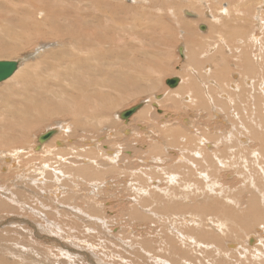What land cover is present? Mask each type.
Returning <instances> with one entry per match:
<instances>
[{
  "label": "rangeland",
  "instance_id": "1",
  "mask_svg": "<svg viewBox=\"0 0 264 264\" xmlns=\"http://www.w3.org/2000/svg\"><path fill=\"white\" fill-rule=\"evenodd\" d=\"M99 1L101 2V0H0V39L2 42L5 43L6 49L8 51V53L6 54H2L0 52V61H6V60L7 61H17V60L23 59L24 56L35 53L37 51V46L38 48L39 47L42 48V45H43V49H41L42 51L39 50V52H37L38 55L37 53H35L36 54L34 57L35 59L33 58L30 61L24 63L22 67L20 68V69H23L28 66L32 70L31 75L34 78V82L36 81H40V83L43 82L40 86H38L41 92L40 90L37 91L34 88L32 89V87L27 89V87H24V84H18L17 81L13 79L14 77H12L8 81L0 83L1 85L0 88H2L0 89V105L2 106L1 108L2 109L3 107L8 108L10 107L9 104H12L13 102H21V101H26V100L32 101L33 99H35L34 100L35 102L38 100V102L41 103L42 105L40 107L41 110L37 109L36 106L32 105L31 115H32L33 122L35 123L37 118L42 113L43 115H46L44 116L45 121L41 125H37V126L33 125L32 127H26L25 129L17 130L14 133V135L9 134V131L7 130L0 131V140H1L0 141V154H1V151L7 152V150H13V149L16 150V147L21 148V149H23V147H26L24 148L25 153H23L22 156L18 155L17 158L14 159V161H11L16 164V167L11 166L12 165L11 162L10 163L5 162L2 158L0 159V179H1L0 180V196H1L0 198H3L6 195H10L11 193H14L13 191H17V190L18 192L24 193L25 190L27 189L26 185L27 186L29 185V181L31 184V179L33 180V182H34V179H38L36 183L34 182L35 189L34 188L32 189L30 187L31 190L26 191L28 196L34 197L33 201L32 202L31 200L28 201L26 205L27 207L30 205V207L28 208L31 209L33 207L31 210L36 211L35 209L40 210L42 208L40 204L44 203L43 205L47 209L50 210L49 212L50 214L48 215V218L54 215V218L50 220H53L58 225H60L59 230L62 231V232L59 231V233H61L59 237L52 235V234H47V233L46 234L49 236H53L54 238L56 237L61 242V245H64L65 247V248L61 247V245L58 247L59 244H57L51 239L46 240L43 238H38L34 234V231H33L34 228L31 227L32 225L31 226L16 225V227L15 225H13V227L12 226L5 227L6 225L4 226L0 225V228H1L0 236L4 235L8 239L7 242L0 243V247L2 248V249L0 248V264H91V263L94 264L95 262H97L96 261L97 257H98L97 260L98 259L100 260H98V263H95V264H99V263L100 264L101 263L102 264H127V263L128 264L129 263L130 264H141L140 262H142V258L144 256L147 258L146 252L142 251V248L144 245L142 244V242L146 241V238H147V236L145 237L146 234L143 235L144 228H145L143 224L140 225L139 223L127 222L125 219H124L125 222L122 224L120 223V225L118 226H116V224H114L115 226L113 224H108L109 226H107V228H109L110 231L113 230L114 228H118V232L120 231L121 235L116 237L118 238V241L112 239L109 235L110 233H108V237H107L106 234L104 233L101 234L97 231L96 228L94 229L92 224L90 225L88 219H86L88 218L87 216H85L83 218V221H81L77 218L71 217L70 215L67 217L63 216L62 215L63 209L61 208H60L61 210L59 208H58L59 210L55 207L53 208L52 206H54V204L50 205L49 200L53 199L52 196H55V193L49 194L51 193V190H53V188L51 189L46 188L45 180H47L48 178H53L58 170L78 171L79 169L81 170L82 167L87 168L88 169L87 173H85L84 170H82V173H84L83 175L79 174L80 176H75V178H72L73 180L72 179L69 181L67 180V183H65L66 185H64V187L66 188V191L68 192L67 193L65 191L63 193L64 196H66L67 198L73 197L75 200V201L74 200L69 201L70 206L72 207L74 206L75 211L76 210L80 211L79 212L80 215L82 214L86 215L87 214L86 209L88 206L87 202H89L88 199H86L87 198L86 195L91 194V191H92L90 184L96 181L104 183L107 180L105 185L104 186L102 185L103 187H102V190H100L99 192L100 195L98 199L94 200V197L90 196L91 204L94 207L92 208L94 209L95 212L99 211L100 214L105 216V218L111 219L112 217L110 216H118L116 218L118 219L120 216H125V214L122 213L123 208L122 209L119 208L118 206L119 203L117 201L119 200V198L120 199L127 198L128 190H123L122 193L120 192V190L123 187H126L124 184L126 180L123 179V176H120L122 175L121 174L122 172L118 173L117 168L115 170L109 168L111 163L108 162L106 159L101 158V157L97 159V157L101 156L102 151L106 152L109 150L112 152L115 151V153H119L117 162L120 166L125 165V164L129 165L126 168L128 173L130 171L134 172V170L135 171L141 170L140 167L144 169L146 168V170L148 171V169L150 168L149 166H152L150 165L152 162L151 159L153 157L162 155V153H160L159 155H156V153L152 156L148 155L150 145H152V141L157 139L159 141H162L165 144H168V143L172 144L173 139H174L177 141V144H179L177 139H180V137L184 138L185 134L187 135L186 137L189 138L190 135L191 136L193 135V134H190V132L197 134L195 137L197 141L201 139H208V136L204 133L205 130L208 131L209 133L212 132L211 130H213V132L220 131V130L223 131L224 128H227V127H223L222 120L225 119L226 121L228 120L231 121L232 119V121H234V118L236 116L234 115V112L236 110L233 104H236L234 103L236 101L233 100V97H231V95L232 93L234 96L238 95L239 90L234 88L233 86L240 85L242 86L243 90L245 89V92H247L248 90L254 91L255 76L251 74L252 77L250 78L249 72H247L249 70L246 71L247 65L241 64L242 63L241 59L242 57L244 59L245 58L244 56H246L245 60H248V63L254 62L256 59L255 54L257 53L256 49H258L257 46L255 48V44L256 45L258 44L252 38L248 37L249 35H247V33L246 34L243 33L244 35L243 37L247 35V37L245 38H248V39L243 38L241 36L242 34L238 33L236 29H234V26L233 27L231 26H232L233 18H237V17L239 18V16L241 17L244 12L246 15H251V16L257 15V12L262 10V8H263L262 12H264V6H263L264 0H250V3L249 2L247 3L246 1L248 0H246L244 3L240 4L241 9L238 6L239 4L237 0H108L109 2L108 6L110 7V9L107 11L108 15L113 16L114 21L124 24L126 27V30L117 28L116 26L113 25L110 29V37H109L112 40L110 44L112 47L110 46L111 48L109 49V56L112 54L111 57L113 59L112 58H110L111 60L106 59L107 61H104L103 59H99V57H102L103 54L101 53L100 50H95L94 57L90 65H85L82 62L81 63L76 62V58H75L76 56L74 55V50L72 48L77 46L78 44L73 42L72 40H69L68 38H64L63 39L64 44H63V42L56 40L57 38H54V37L46 38V37L40 36L41 35L40 31L42 32L50 31L53 24L61 28H64V27L73 28L77 26L80 22L83 21L81 20L79 23H77L76 22L77 18H82L84 16V13L86 16H89L91 14L93 15L95 11L102 10L101 5L96 4L97 6H99L98 9L95 8L94 6V2H99ZM231 1H235V2L237 1V4L232 3ZM205 3H207V5H205ZM117 7H122V10L117 11ZM150 7H152V10L148 9ZM224 7L228 11L222 14L221 11L226 10ZM255 7H258V9H255ZM41 9L46 11L47 15L49 16V21L52 23L51 25L46 24V26L44 27V24L46 23V21L44 22V19H43L45 15L43 16V18L40 17V15L43 14V12L41 13L39 12L41 11ZM211 10L212 12L209 13V11ZM184 11L193 12L195 17L190 18L187 15L185 16ZM52 12L53 14L50 15ZM210 14L211 15L214 14L216 17H209ZM52 18H54V20ZM210 19L214 21L212 22ZM31 20H34V21L37 20L36 22L38 24L36 27L31 25L30 23ZM209 20L210 22H208ZM251 20L252 18L250 17L248 19V24H247L248 28L250 27L252 23ZM214 22L218 25L220 24V26L222 27V32H225L227 30L228 32H225L226 34L224 33L225 34L224 38H222V36L221 37L218 36L216 37L217 39L214 38L212 41L209 40L210 45H212L213 43H216V40H218L217 44L220 49L217 48L218 46H215V47L213 46L214 48L213 47L206 48V46L204 47L206 48L204 52L205 51L207 52L203 53V57H206V55H208V58H207L208 61L204 60L205 63L207 62L205 67H204L205 63L203 62L202 64V67H204L201 70L202 77L201 76L199 77L197 76V77L200 80L201 87L204 88V90L201 88L203 93L206 94V91L208 92L207 87H210L211 89L216 90V92L218 90L219 93L218 94L216 93L214 97H212L210 93L207 94V96L210 97L208 98L210 100L209 104L211 105L210 106L208 104V106L210 107H207V109L206 107L204 108V106L199 107L198 97L196 98V101L195 99H193L194 101H192L191 103L189 102L183 103L182 101V103L179 106L171 107L173 98H171L172 94L171 95L169 94L171 92H174L176 89L178 90V88H180L184 84V82H180V84L175 88L169 87L166 84V82L167 80H170L176 77H178L180 80L183 79L184 81L187 75V72H188V70L184 69V67L186 66L185 65L186 59L182 57V54L180 53L179 48L186 46V45L187 46L190 45V42L186 40L185 38H189L190 36H193V35L194 37L196 36L195 38H197L196 40L199 43L205 42L204 39H201V37H198L197 35H207L209 33V31H207V27H208L207 25L209 23H212V25H215ZM23 23H27L26 30H24L22 26ZM143 25L146 26V29L142 31L141 28ZM147 25H150L151 28H148ZM39 26L40 28L38 30H35ZM200 26L206 27V31L203 29L202 31L200 29ZM249 30H250V33L249 32L248 33L251 36L252 30L250 28ZM37 31H39L38 32L39 35H37ZM235 33H237L236 36L240 38L239 40H238V37L233 36L235 35ZM63 34L64 35L67 34L65 30ZM232 37L234 39H232L233 41L232 40L230 41ZM46 39L49 41H47ZM52 42L53 44L54 42L56 43L53 45ZM43 43H46L47 45L46 44L44 45ZM226 44H227V47H226ZM220 45L222 46V48ZM241 45L243 46L241 47ZM227 48H229L230 51L228 50V52L225 53V55H223L221 52ZM245 53L246 55H243ZM84 56H85V53L81 54V57H84ZM187 57L189 58L188 55ZM56 63H59V65H57L54 68L53 66ZM71 63H75L77 67L79 65L80 67L83 68L82 70H79V73H77L80 75L82 74L81 76H76L73 79L72 78L73 76L71 74L70 76H68L69 78H67L65 71L67 70V65ZM209 63H211L212 65H210ZM27 64H30V65H27ZM253 64L259 65L257 61L254 62ZM242 66L246 68L245 73H248V74L244 75V69L243 70L241 69ZM70 67L69 69H71ZM211 70H213V72ZM263 70L264 68L262 67V71ZM107 72H110L111 76L106 75ZM193 72L199 73V71H195V69L193 70ZM78 79H82L86 82H90V84L93 86L92 88L93 92H89L84 97L82 96L80 97L78 95V92H76V90L72 91L70 85H77L76 81ZM208 79L210 80L208 81ZM252 81L254 82L252 83ZM221 84L224 89V92H222L220 89ZM246 84H249V85H246ZM57 85L62 86L63 89H65L64 91H69V93L63 94L58 91H54V92L48 91V89L57 87ZM216 85L217 86L220 85V86L217 87ZM242 88L240 87L239 89H242ZM229 90H233V92ZM21 91L23 92L20 93ZM202 91H199V92H202ZM226 92L229 95V97H226L225 95H223ZM157 95L163 96L162 101H159L160 99H157V98L155 99ZM164 95L166 97H164ZM72 96H74L75 98ZM72 99H75L77 103L72 105V102H71ZM230 102L232 103L229 104ZM107 103L110 104L109 107H111L112 113L109 116L107 115L108 118L101 119V117L98 114L99 108H101L104 104H107ZM140 103H144L145 109L143 107L139 112L133 115L130 118L131 122L130 120L129 122H125L124 120H120L119 117L118 118L116 117L117 115L122 113V111L124 112L126 110H129L132 107ZM168 103L169 105H167ZM224 103L229 104L230 107L226 109L225 106L223 105ZM215 105L220 106V111L218 108L217 109L215 108ZM71 106H78L76 110L77 111L76 114L78 113L79 118L82 120L81 121L82 125L80 124V126H77L76 123L74 122L73 120L74 107L72 109ZM64 108L68 110L67 113H63L61 111V109H64ZM45 110L47 113L45 112ZM147 110L150 112L148 113ZM151 110L155 111V114ZM88 111H91L90 115L92 116L94 115V118L93 117L90 118L86 114H85L86 117H84L83 113L85 112L88 113ZM142 111H144V113ZM55 112L57 113L55 114ZM212 112H214V117H212L213 116ZM232 113L233 115H230ZM6 114H7L6 112L0 111V121L1 122H5L8 119V116ZM19 114L21 115V111L19 112ZM19 114H17L16 116L17 117L20 116ZM141 114L142 115L146 114L145 118ZM216 116L218 118L220 117L219 118L220 120ZM96 120H97V123H96ZM153 120L155 121L153 122ZM186 120L189 121V126L185 125ZM98 122H99V125H98ZM135 122L137 124H134ZM165 122H166V125H169L170 130H173L174 132L173 134L175 136L173 137V139L170 137L169 132H166L168 131V129L166 128L163 129V127H165L163 126ZM57 123H64L61 126L63 128V129L61 128V130L63 131L65 129H70V128L72 130L73 127L75 129L73 128L71 133H69L68 135H64V136L61 131V134H60L61 137L59 135L58 139H56L57 141L60 140V144H58V147L57 148L53 147L54 149L48 150V152L45 155L42 154L40 156H37L35 152L39 153V151L34 150V148L37 146V138L40 135L44 134L45 131L49 129V127H57L56 126ZM161 123H162V126H161ZM179 123L180 125L178 126ZM47 125H49V127ZM143 128L144 129L146 128V129L144 130ZM159 128H161L162 132L164 133L158 134L156 130H158ZM126 129L128 130V132L125 133L124 131ZM227 129L231 130V128H227ZM136 132L140 135L139 137ZM182 133L184 135H181ZM69 138H73V139H69ZM71 145H74V146H71ZM175 146L176 145L170 148L174 152L177 151V148H178ZM216 146L221 147L219 145H216ZM182 148L184 147L182 146ZM31 151H32V154H30ZM72 151H74L75 153ZM126 151L132 152L133 159L128 158L129 156H127L128 154H126ZM51 152L54 154L52 155ZM179 152H182V151H179ZM59 153H61V157H56L57 155L60 156ZM48 154H51V155H48ZM55 154L57 155L55 156ZM78 154H81V155H78ZM104 154L106 156H109L107 155V152ZM72 155L74 159H72L71 157ZM62 157H64V159ZM87 157H91L92 159H97L98 163L102 164L105 167L101 171L97 168L95 171L92 167L91 169L88 167H84L85 165L84 161L87 159ZM161 158H164V157L162 156ZM178 158H179V155L176 152L172 160L174 161L175 165L180 164L178 163L179 162ZM138 160L142 161L141 166L138 164L140 163ZM169 163L170 161L166 162L165 165H162V167L167 168ZM154 167L151 169L152 171H148L147 173L150 172V174L156 175V173H154L153 171L156 168ZM58 168H62V169H58ZM111 168L113 167L111 166ZM39 170H41L40 172L42 176L46 178L45 180L43 178L36 177L37 173L35 172ZM107 170H109L108 175H107ZM43 171H46L47 174L46 172L43 173ZM262 171L263 170L260 169L258 173L260 176V179L264 177V174L262 173ZM49 172L51 173V175H49ZM169 172L170 171H166L162 169L158 170V173L160 174V176L165 177V178H169V176L171 175V173ZM223 173L224 172H222V176H223ZM225 173H227V170ZM233 177L234 176L231 173L227 176H224V178H220L219 176L220 178L219 182L223 181L224 184L228 185L225 182L232 181ZM96 178H99L101 181L97 180ZM117 179L118 181H116ZM241 179H244V178L241 177ZM50 180H48L47 186L50 185V187L51 186L55 187V184L54 183L52 184ZM75 181L77 183H74ZM81 181H84V182H81ZM72 184H73V187H72ZM107 184L108 185L110 184V185L108 186ZM117 184H119L118 185L119 187H117ZM165 185L166 183H161L162 187H165ZM228 186L232 187L231 184H229ZM236 186H239V184ZM33 192H35L36 194H34ZM37 193H40V194L38 195ZM78 193H79V196L75 195ZM70 195H73V196H70ZM41 196L43 198H41ZM44 196L46 197V199ZM54 198H55L54 200L56 201H60V202L62 201V199H60L61 197L58 198V195H57V198L56 197ZM7 202L11 204V201L7 200ZM17 203L24 205L23 201L17 202ZM97 203H99V205ZM14 204L17 205L16 202L13 203V206ZM100 204L101 205L104 204V205L101 206ZM98 207H99V210H98ZM101 207L103 208L101 209ZM236 210L238 211V209ZM238 212H241V211L239 210ZM24 214H26L30 218L35 217L33 214L29 212H26ZM6 215L7 213L0 216L1 218L0 223L8 222L11 218L15 216L16 217L20 216V215H9L8 214L7 215L8 217H7ZM20 218H24V217L20 216ZM29 220H31L30 222L33 225H35V223L37 222L32 219H29ZM117 221L119 222L120 219H118ZM40 222L38 221L36 225H38L41 228ZM21 227H22V230H21ZM70 229L72 230L70 231ZM73 229L76 231L72 232ZM104 229L107 230L106 228ZM105 230H103V232ZM124 230H127V231L125 232ZM105 232L107 233V231ZM256 233H255L256 236L262 239L261 242H263L264 235L260 231L259 232L257 231ZM258 233L259 234L261 233V235H259ZM104 235L106 236L104 237ZM112 235L115 236L116 234L112 233ZM132 235H135V236H132ZM72 236L73 237L75 236L74 238L79 239L78 241L80 242L78 241L75 242L74 238H71ZM129 236L130 237L132 236V237L130 238ZM128 237L132 241H130ZM83 241L84 242L86 241L85 243L87 244H85ZM127 241L129 242L127 243ZM69 242H70V245L68 244ZM72 242L73 244L71 246ZM124 244L126 245V247L124 246ZM68 245L70 246V248ZM130 245L133 248H130ZM258 245L260 244L258 243ZM2 246L3 247L6 246V248L4 249ZM93 247L94 249H90ZM216 247H212L213 251L216 253H218L219 251L220 253H224V254H227V253L233 254L234 252H236V254L235 255L233 254V255L235 256V258L237 256L236 250L235 251L230 250V252H229V249L221 251L220 248L218 249ZM209 248H211V246H209ZM58 249L59 250L61 249L60 252ZM87 249L89 250V252ZM21 250H23L22 251L23 254ZM29 250H31V252ZM64 250L66 252H61ZM82 252L84 253L87 252L89 256L88 258L90 259L86 258L84 254L81 255ZM33 253H35L34 254L35 256L31 257ZM71 254H74V255L78 254V256L76 255L77 258H75V256L73 255L72 257ZM151 254L152 253H149L150 256H148L147 258L148 261H150L151 264H161L159 262L160 261L159 258L157 259V257L151 256ZM252 257L253 256L251 257L245 256V259H242L243 262L240 264H254ZM111 258L114 260L112 261ZM207 260L209 263L212 262L210 258H206L205 260L203 258L200 264H204L203 261L208 263ZM263 260L264 258L262 259V262ZM124 261L126 263H124ZM142 264H144V262H142ZM191 264H195V263H191Z\"/></svg>",
  "mask_w": 264,
  "mask_h": 264
},
{
  "label": "bare ground",
  "instance_id": "2",
  "mask_svg": "<svg viewBox=\"0 0 264 264\" xmlns=\"http://www.w3.org/2000/svg\"><path fill=\"white\" fill-rule=\"evenodd\" d=\"M237 1L239 4L238 6L241 9L240 4L244 3L246 0H237ZM237 1L236 2L231 1V2L237 4ZM101 2L100 1L94 2V6H95V8L98 9L99 6H97L96 4H99L102 6V8H101L102 10L95 11L93 13V15L91 14L89 16H86L84 13V16L82 18H77V21H76L77 23H79L81 20H83L77 26H75L73 28H68V27L61 28V27H58V26L53 24L50 31H46V32L40 31V33H41L40 36L46 37V38H48V37L57 38L56 40L63 42V44H64V41H63L64 38H68L69 40H72L73 42L77 43L78 45L72 48L74 50V55L76 56L75 58H76L77 63L82 62L85 65H90L92 60H93L95 50H100L101 53L103 54V56L99 57V59H103L104 61H107L106 59L111 60L110 58H112L111 57L112 54L109 56V49L112 47L110 45L112 40L109 38L110 37V29L113 25L116 26L117 28H120L123 30H126V27L124 24H121V23H118L117 21H114L113 16L108 15L107 11L110 9V7L108 6V4H109L108 0H101ZM246 2L250 3V0H248ZM205 5H207V3H205ZM148 9L152 10V7L148 8ZM255 9H258V7H255ZM119 10H122V7H117V11H119ZM262 10H263V8H262ZM262 10L258 11L257 15H254V16L246 15L245 12L244 13L242 12L243 15L241 17L239 16V18L238 17L233 18V20H232V26L231 27L234 26V29H236V31L238 33L242 34L241 35L242 37L244 36L243 33H245V34L247 33V35H249L248 37L252 38L254 41L257 42L258 45L255 44V48L257 46L258 49H256L257 53L255 54L256 59L254 62L257 61V63H259V65L253 64L254 62L248 63V60H245L246 56H244L245 57L244 59H243V57L241 59V62H242L241 64L247 65V67H246L247 69L244 66H242V68H241L242 70L244 69V75L248 74V73H245V69H246V71L249 70L247 72H249L250 78L252 77L251 74H253V76H255V79H254L255 80V86H254V91L247 89L249 92L248 91L245 92V89L243 90L242 86H240V85H238V86H239V88L241 87L242 89H239L237 85L233 86L234 88L239 90L238 95L234 96L233 93L231 95V97H233V100L236 101V102H234L236 104H233V106L236 110L235 111L236 114L234 112V115H236V116L234 118V121H232V119H231V121H229V120L226 121L225 119L222 120L223 127L231 128V130L224 128L223 131H221V130L220 131H214L216 133H214L213 130H211L213 132V134H212V132L209 133L208 131H206L204 129L205 130L204 133L208 136V139H201L199 141H197L195 138L197 134L190 132V134H193V135L192 136L190 135L189 138H187L186 137L187 135L186 134L184 135L182 133L181 135H184V138L180 137V139H177L178 143H179V144H177V141L173 139V137L175 136L173 134L174 133L173 130H170L169 125H166V122H165V124H163V126H165V127H163V129L164 128L168 129V131H166V132H169L170 137L173 139V143L172 144H170V143L165 144L162 141H159L156 139V140L152 141V145H150L149 153L147 152L149 156H152L155 153H156V155H159L160 153H162L161 156H156V157H153L151 159L152 162L150 165H152V166H149L150 168L148 169V171H152L151 169L155 166L156 168L155 167L154 168L156 171L155 170H153V171H154V173H156V175L150 174V172L147 173L148 171L146 170V168L144 169L141 167H140L141 170H136V171L134 170V172L130 171L128 173L126 168L129 165L124 163L125 165L120 166L117 162V158H118L119 153H115V151L114 152L109 151V150L106 151L107 155H109V156H106L104 154L106 152H103V151H102L103 153L101 152V156H99V155H98L99 157L95 156V157H97V159L101 157V158L106 159L108 162H110L111 165L109 166V168L113 169V170H115L117 168V172L118 173L122 172L121 173L122 175H120V176H123V179L126 180L124 183L126 187H123L120 190V192L122 193L123 190H128L127 198L126 199H120L119 198V200L117 201L119 203V205H118L119 208H121V209L123 208L122 213L125 214V216H120L118 218V219H120L119 222L117 221L118 219H116L118 216H110L112 218L108 219V218H105V216H103L102 214H100L99 211L95 212L93 209L94 207L91 204L90 196L94 197V200L98 199V197L100 195L99 192H100V190H102V187L105 185L107 180L104 183L96 181V182H93L92 184H90L92 191H91V194L86 195V197H87L86 199H88V201H89V202H87L88 206L86 209V213H87L86 215H83V214L80 215L79 214L80 211H77V210L75 211L74 210L75 207L70 206L69 201H73L74 198L73 197L67 198L66 196H64L63 193L66 191V188L64 187V185H66L65 183H67V180L69 181L72 178H75V176H80L79 174L83 175L84 173H82V170H84V172L87 173L88 169L83 168V167L81 170L79 169L78 171H63V170L60 171L58 169H62V168H58L57 170L59 172L57 171L53 178H48L47 180H45L46 178L42 176V174L40 172L41 170L35 172V173H37L36 177L43 178L45 180L46 188H48V189L53 188V190H51V193H49V194L55 193V196H52L53 199L49 200L50 205L54 204V206H52L53 208L55 207L57 209L58 208L63 209L62 215L65 217L70 215L71 217H74V218H77V219L83 221V218L85 216H87L88 218H86V219H88L90 225L92 224L94 229L96 228L97 231L101 234H103V233L106 234L107 237H108V233H110L109 234L110 237L114 240H117V241H118V238H116V237L120 236L121 232L120 231L118 232V228H114L113 229L114 231L113 230L110 231V229L107 228V226H109L108 224H113V225L116 224V226H118V225H120V223L121 224L124 223L125 220L127 222H131V223H139L140 225L143 224L145 226L143 235L146 234L145 237L147 236V238H146V241L142 242V244H144L142 251L146 252L147 258H148V256H150L149 253H152L151 256H155V257H157V259L159 258L160 261L159 260L158 261L161 264H191V263L200 264V262L203 258H204V260L206 258H210L212 260L213 264H235V263L240 264L243 262L242 259H245V256L246 257L247 256H249V257L253 256L252 259H253L254 264L255 263L256 264H264V260L262 262V259L264 258V246H263L264 241L261 242L262 239H260L259 237L256 236L257 231L258 232L260 231L264 235V177L262 176L263 178L260 179V176L258 174L260 169L263 170L262 173L264 174V73H263L264 70L262 71V67L264 68V12H262ZM227 11L228 10L226 9V10H222L221 12H222V14H224V12H227ZM39 12L40 13L43 12V14L40 15L41 18H43V16L45 15V17L43 18L44 22L46 21V23L44 24V27L46 26V24L51 25L52 23L49 21V16L47 15L46 11L41 9V11H39ZM184 12H185V16L187 15L190 18L195 17L194 13L191 11H184ZM210 12H212V10L209 11V13ZM52 14H53V12L50 15H52ZM54 16H56V15H54ZM209 17H216V16L214 14L213 15L210 14ZM250 17L252 18V20H251L252 23L249 27L252 30L251 36L249 34L250 30L247 26L248 19ZM218 18H220V17H218ZM52 19L54 20V18H52ZM210 20L208 22H210ZM218 20H220V19H218ZM36 21L31 20L30 21L31 25L36 27L38 24ZM211 21L213 22L214 20H211ZM222 23H224V22H222ZM26 24L27 23L22 24L24 30H26ZM214 24L215 25H212V23H209L207 25L208 26L207 31H209V33L207 35H197L198 37H201V39H204L205 42L199 43L196 40L197 38H195L196 36L194 37V35H193V36H190L189 38H185L186 40H188L190 42V45H188L190 48L187 45L179 48L180 53L182 54V57L184 59H186L185 60L186 66L185 67L183 66V67L185 70H188V72H187V75L185 77V80L184 81H183V79L180 80V82H184V84L180 88H178V90L176 89L174 92H171V93L169 92L170 93L169 95L172 94L171 98H173L171 107L179 106L182 103V101H183V103H185V102L191 103L192 101H194L193 99H195V101H196V98L198 97L199 107L204 106V108L206 107V109H207V107L211 106L209 104V101H210L209 98L210 97L207 96V94L210 93L212 95V97H214L216 93L217 94L219 93L218 90L216 92V90L211 89L210 87H207L208 92L206 91V94L203 93V91L201 90L202 87L200 84V80L198 78L199 76L202 77V73H201L202 71L201 70L206 66V63H207V62L205 63L204 60H207L208 55H206V57H203V53L207 52V51L204 52V50L206 48L218 46V44H217L218 40H216V43H213L212 45H210L209 42L218 36H220V37L222 36V38H224V36L226 34L225 32H228V30L226 28L225 29L227 31L222 32V27L220 26V24L218 25L215 22H214ZM147 27L151 28L150 25H147ZM39 28H40V26L38 28H36L35 30H38ZM144 29H146L145 25L142 26L141 30L143 31ZM200 29L201 30L203 29L206 31V27H204V26H200ZM229 29H231V28H229ZM64 30L67 33L66 35L63 34ZM132 30H133V28H132ZM91 31H92V33H91ZM38 32L39 31H37V35H39ZM236 34L237 33H235V35H233V36L235 37ZM247 35L245 37H247ZM236 37H238V36H236ZM245 37H243V38H245ZM39 38H41V37H39ZM243 38H241V39H243ZM37 39H38V37H37ZM232 39H234V38L232 37L230 39V41ZM239 39L240 38L238 37V40ZM245 39H248V38H245ZM41 40H43V39H41ZM253 40H251V41H253ZM47 41H49V40H47ZM261 41H262V43H261ZM226 42H227V40H226ZM256 42H254V43H256ZM55 43L56 42H54V44ZM69 43H71V42H69ZM218 43H220V42H218ZM230 43H232V42H230ZM43 44L45 45L46 43H43ZM52 44H53V42H52ZM221 44H223V43H221ZM205 46H206V48H204ZM242 46L243 45H241V47ZM253 46H254V44H253ZM226 47H227V44H226ZM217 48L220 49L219 46ZM221 48H222V46H221ZM41 49H43V45H42V48H40V47L38 48V46H37V51L35 53L39 52V50H41ZM240 49H242V48H240ZM228 50H229V48L225 49L224 51L221 50L222 51L221 53L223 55H225V53H227ZM236 51H238V50H236ZM0 52L2 54L8 53V51L6 49V45L4 42L1 41V39H0ZM53 52H54V50H53ZM56 52H57V50H56ZM58 52H60V51H58ZM35 53H33L31 55L30 54L26 55V56H24L23 59L17 60L20 62L19 68L16 71V73L14 74V76H12V77H14L13 79H15L18 84H24V87H27V89L32 87V89L34 88L38 91V90H40V88L38 86H40L43 82H41V83H40V81L34 82V78L31 75L32 70L27 66L30 64H27L26 65L27 67H25V65H24L25 68L20 69L24 63L30 61L31 59H33L35 57V55H36ZM83 53H85V56L81 57V54H83ZM37 55H38V53H37ZM187 55L189 56V58L187 57ZM243 55H246V53ZM247 56H249V55H247ZM105 57H107V58H105ZM209 61H210V59H209ZM216 61H217V59H216ZM203 62L205 63L204 67H202ZM214 63H215V61H214ZM209 64L212 65L211 63H209ZM57 65H59V63L54 64L53 67L55 68ZM74 66H76V67H74ZM30 67H32V66H30ZM69 67L71 69H69ZM79 68H81V69H79ZM32 69H34V68H32ZM82 69L83 68L80 67L79 65L77 67V65L75 63L68 64L67 70L65 71L67 78H69L68 76H70L71 74L73 76L72 77L73 79L76 76H81L82 74L80 75L77 73H79V70H82ZM194 69H195V71H199V73H194L193 72ZM211 71L213 72V70H211ZM106 75L111 76L110 72H107ZM11 78H9V79H11ZM176 78H178V77H176ZM247 79H249V78H247ZM8 80H6V81H8ZM209 80L210 79H208V81ZM6 81H4V82H6ZM253 82L254 81H252V83ZM76 83H77V85H70L71 90L72 91L76 90V92H78V95L80 97L81 96L84 97L87 93L93 92V90H92L93 86L90 84V82H86L82 79H78L76 81ZM246 85H249V84H246ZM219 86L220 85H218L217 87H219ZM77 87H78V89H77ZM0 89H2V88H0ZM202 89L204 90V88H202ZM220 89L222 92H224L222 84H221ZM249 89H250V87H249ZM64 90L65 89H63V87L60 85H57V87L48 89V91H50V92L58 91V92H61L63 94L69 93V91H64ZM199 91H202V92H199ZM229 91L233 92V90H229ZM22 92L23 91H21L20 93H22ZM40 92H41V90H40ZM222 92H221V94H222ZM227 92L223 95H225L226 97H229ZM21 95H23V94H21ZM72 97H74V96H72ZM164 97H166V96L164 95ZM219 97H221V96H219ZM234 97H235V99H234ZM6 98H7V96H6ZM156 98L160 99L159 101H162L163 96L157 95L155 97V99ZM223 99H224V97H223ZM226 99H228V98H226ZM34 100L35 99H33L32 101L26 100V101H21V102H13L12 104H9L11 108L10 107H8V108L3 107V109H2L1 108L2 106L0 105V111L6 112L7 113L6 115L8 116V119L5 122L0 121V131L7 130V131H9V134L14 135V133L17 130L25 129L26 127H32L33 125L34 126L35 125L36 126L41 125L42 123H44V121H45L44 116H46V115H43V113L37 118L35 123L32 120V115H31L32 105L36 106V108L39 110H41L40 107L42 105L41 103L38 102V100L36 102ZM71 102H72V105L77 103L75 99H72ZM146 102H148V101H146ZM231 103L232 102H230L229 104H231ZM208 104L210 106H208ZM229 104L224 103L223 105L227 109L230 107ZM109 105L110 104L107 103V104H104L101 108H99L98 114L101 117V119L108 118L107 115L109 116L112 113V109H111V107H109ZM167 105H169V103ZM184 105H186V104H184ZM23 106H24V108H23ZM218 106L219 105H215V108L216 109L218 108L220 111V106L219 107ZM5 107H7V106H5ZM71 107H72V109L74 107V109H73L74 110V114H73L74 122L76 123L77 126H80V124L82 125V122H81L82 120L79 118L78 113L76 114V112H77L76 110H77L78 106H71ZM144 109H145V107H144ZM221 110H222V108H221ZM20 111H21V115L19 114ZM61 111L63 113L68 112V110L66 108L61 109ZM144 111H142V112L144 113ZM151 111H153V110H151ZM229 111H231V110H229ZM45 112H46V110H45ZM149 112L150 111H148V113ZM153 112L155 114V111H153ZM56 113L57 112H55V114ZM90 113H91V111H88V113L85 112V113H83V115H84V117H86V115H87L90 118L91 117L94 118V115L92 116V115H90ZM17 114H19L20 116L17 117L16 116ZM146 114H143V115L141 114V115L144 116V118H145ZM119 115H117L116 117L118 118ZM212 115H213L212 117H214V112H212ZM218 115H220V114H218ZM230 115H233V113ZM58 117H60V116H58ZM112 118H113V116H112ZM49 120H51V119H49ZM129 120H128V122H129ZM171 120H173V119H171ZM154 121L155 120H153V122ZM130 122H131V120H130ZM96 123H97V120H96ZM147 123H149V122H147ZM63 124L64 123H57L56 124L57 127H49V125H47L49 127V129H47L45 131V133L53 130L56 132L55 135L56 134L57 135L52 136V138H50L47 142H45L43 144H40L38 141L39 137H41L42 135H40L37 138V146L35 145L37 148L36 147L34 148L35 151L36 150L39 151V153L35 152L37 154V156H40L42 154L45 155L48 152V150L54 149L53 147H56V148L58 147V144H60V140L57 141L56 139H58V136L61 134V131H62L63 136L71 133V131L73 130L74 127L72 128V130L70 128V129H65L63 131V130H61V128H62L61 126ZM134 124H137V123L135 122ZM98 125H99V122H98ZM179 125H180V123L178 124V126ZM185 125L189 126L188 120H186ZM161 126H162V123H161ZM21 127H23V128H21ZM41 129H42V127H41ZM126 130L124 131L125 133L128 132V130L127 131ZM156 131L158 132V134L164 133V132H162L161 128H159ZM132 134H133V132H132ZM166 134H168V133H166ZM107 135H108V133H107ZM139 136L140 135L138 134V137ZM166 136H168V135H166ZM60 137H61V135H60ZM67 137H69V136H67ZM69 139H73V138H69ZM114 140H116V139H114ZM49 143H51V144H49ZM105 145H107V144H105ZM174 145H176L175 147H178L177 151H175V152L170 149ZM213 145H215V146H213ZM216 145H219L221 147H218ZM61 146H62V144H61ZM71 146H74V145H71ZM111 146H113V145H111ZM118 146H119V144H118ZM182 146L184 148H182ZM106 147H108V146H106ZM140 147H141V145H140ZM24 148H26V147H23V149L16 147V150H14V149L13 150H7V152L1 151L0 159L2 158L5 162L10 163L11 161H14V159H16L18 155L22 156L23 153H25ZM179 151H182V152H179ZM52 152H54V151H52ZM72 152H74V151H72ZM119 152H121V151H119ZM176 152L179 155V158H178V160H179L178 163H180L179 165H175L174 161H172L173 156H175ZM54 153H56V152H54ZM54 153H52V155ZM30 154H32V151L30 152ZM59 154H60V156L57 154H55V156L57 155L56 157H61V153H59ZM126 154H128L127 156H129L128 157L129 159H133L131 151H126ZM145 154H146V152H145ZM48 155H51V154H48ZM78 155H81V154H78ZM162 156L164 158H161ZM71 157H72V159H74L73 155ZM62 158L64 159V157H62ZM97 159H92L91 157H87V159L84 161V164H85L84 167H88L90 169L92 167L95 171L97 168L101 171L105 166H103L102 164H99ZM169 161H170V163L168 164L167 168H163L162 165H165V163L169 162ZM139 162L140 163H138V164L141 166L142 161H139ZM66 163H65V165H66ZM127 163H129V162H127ZM11 164H12L11 166L16 167V164L14 162H11ZM146 164H147V162H146ZM58 165H60V164H58ZM111 166L113 168H111ZM130 166H132V165H130ZM159 169L170 171L169 173H171V175L169 176V178H165V177L160 176L159 173L161 171L158 173ZM226 170H227V173H225ZM108 171L109 170H107V175H108ZM38 172H40V173H38ZM44 172H46V171H43V173ZM162 172H164V171H162ZM172 172H174V173H172ZM222 172L225 173V174L223 173V176H222ZM230 173L234 177L232 178V181L225 182V183H227L228 185L231 184L232 187L224 184L223 181L219 182L220 178H224V176H227ZM46 174H47V172H46ZM49 175H51L50 172H49ZM91 175H92V173H91ZM98 175H100V174H98ZM219 176H220V178H219ZM241 177L244 179H241ZM127 178H129V179H127ZM96 179L101 181L99 178H96ZM159 179L161 182L159 181ZM37 180L38 179H34V182L36 183ZM48 180H50L52 182V184L54 183L55 187H53V186L50 187V185L47 186ZM241 180H243V181H241ZM116 181H118V179ZM34 182L31 179V184H30V181H29V185H28L29 187L26 185L27 189L25 190L24 193L18 192V190H17V191H13L14 193H11V194L9 193L10 195H6L3 198H0V216L7 213V215L8 214L9 215H20L21 217H24V218H20V216L19 217L15 216V217L11 218L8 222L0 223V225L1 226L6 225L5 227H7V226L13 227V225H15V227H16V225H20V226L21 225H29V226L32 225L31 227L34 228L33 229L34 234L38 238H43L46 240L51 239L54 242H56L57 244H59L58 245V247H59L61 245V242L56 237L54 238L53 236L47 235V234H52V235L59 237L61 234V233H59L60 225H58L55 221L50 220V219L54 218V215H52L50 218H48V215L50 214L49 213L50 210L47 209L43 205L44 203L42 204L41 202H39V203H41L40 206L43 209L42 208L40 210L35 209L36 211L31 210L33 207L31 209L28 208V207H30V205L28 207L26 205V203L28 201L31 200V202H32L34 199V197H30L26 193V191L31 190L30 187L32 189L34 188V184H35ZM81 182H84V181H81ZM71 183H73V182H71ZM74 183H77V182L75 181ZM161 183H166L165 187H162ZM69 184H70V182H69ZM238 184H239V186H236ZM37 185H39V184H37ZM118 185L119 184H117V187H119ZM72 187H73V184H72ZM77 190H78V188H77ZM73 191H74V189H73ZM33 193L36 194L35 192H33ZM37 194L39 195L40 193H37ZM57 195H58V198L61 197L60 198V199H62L61 202L54 200L55 199L54 197L57 198ZM73 195H70V196H73ZM75 195L79 196V193L75 194ZM41 198H43V197L41 196ZM9 199H11V200H9ZM45 199H46V197H45ZM7 200L11 201V204L9 202H7ZM12 200H14V201H12ZM21 201L24 202L23 203L24 205L17 203V202H21ZM15 202L18 206L15 204L13 206V203H15ZM97 204L99 205V203H97ZM102 205H104V204H102ZM102 208L103 207H101V209ZM26 209H28V210H26ZM236 209H238V211L240 210L241 212H238ZM98 210H99V207H98ZM26 212L33 214L35 217H32V218L28 217L26 214H24ZM54 213H55V211H54ZM107 214H108V212H107ZM36 217H38V218H36ZM29 219H32V220L37 221V222L42 221V222H40L41 228L38 225H36L37 222L35 223V225H33L30 222L31 220H29ZM2 222H4V221H2ZM20 226H19V228H20ZM84 227H86V226H84ZM104 228H106L107 230H105ZM108 229H109V231H108ZM139 229H141V228H139ZM21 230H22V227H21ZM71 230L72 229H70V231ZM103 230L107 231V233L105 231L103 232ZM75 231L76 230L73 229L72 232H75ZM124 231L126 232L127 230H124ZM60 232H62V231H60ZM112 233H115L116 235L114 236V235H112ZM261 233L260 234L258 233V234L261 235ZM6 234H7V232H6ZM42 235H44V236H42ZM106 235H104V237ZM132 236H135V235H132ZM140 236H142V235H140ZM74 237L72 236L71 238H74ZM130 238H129V240H130ZM59 239H61V238H59ZM156 239H158V240H156ZM78 240L79 239L74 238L75 242ZM7 241H8L7 237H5L4 235L0 236V243H5ZM130 241H132V240H130ZM78 242H80V241H78ZM128 242L129 241H127V243ZM258 243L260 245H258ZM68 244L70 245V242ZM72 244H73V242L71 243V246H72ZM85 244H87V243H85ZM94 246H95V244H94ZM124 246L126 247L125 244H124ZM209 246H211V248H209ZM61 247H64V245H61ZM212 247H216L218 249L220 248L221 251L227 250V249H229V252H230V250H234V251L236 250L237 256H236V258L234 256L236 254V252L233 253L234 255L232 253H231L232 255L228 254V253L227 254L220 253V251L218 253H216L213 251ZM3 248L5 249L6 246ZM69 248H70V246H69ZM80 248H78V249H80ZM130 248H133V247H131V245H130ZM71 249H72V247H71ZM90 249H94V247L90 248ZM96 249H97V247H96ZM60 250H59V252H60ZM83 250H84V248H83ZM22 251L23 250H21V252ZM29 251L31 252V250H29ZM33 252H35V251H33ZM61 252H66V251L64 250ZM79 252H81V251H79ZM88 252H89V250H88ZM22 254H23V252H22ZM34 254L35 253H33L32 256L31 255H29V256L34 257L35 256ZM82 254H84L86 256V258L89 257L87 252L86 253L82 252L81 255ZM62 255H63V253H62ZM71 255L73 257L74 254H71ZM76 255L78 256V254H76ZM76 255H74L75 258H77ZM64 257H66V256H64ZM100 257H101V255H100ZM94 258H95V256H94ZM97 258H96L97 262H95V263H98V260H100V259L97 260ZM147 258L144 256L142 258V262H144V264H151ZM88 259H90V258H88ZM31 260H32V258H31ZM76 260H78V259H76ZM111 260L113 261L114 259L111 258ZM71 261H72V259H71ZM41 262H43V261H41ZM142 262H140V263L142 264ZM207 262H208V260H207ZM212 262L206 263L203 261L204 264H212ZM36 263H37V261H36ZM124 263H126V262L124 261Z\"/></svg>",
  "mask_w": 264,
  "mask_h": 264
},
{
  "label": "water",
  "instance_id": "3",
  "mask_svg": "<svg viewBox=\"0 0 264 264\" xmlns=\"http://www.w3.org/2000/svg\"><path fill=\"white\" fill-rule=\"evenodd\" d=\"M19 61H0V83L8 80L9 78H11L12 76H14V74L16 73V71L19 68ZM166 84L171 87V88H175L180 84V79L179 78H173L170 80H167ZM144 107V103H140L134 107H132L129 110H126L122 113H120L119 117L121 120H124L125 122H128V120L135 115L137 112H139L142 108ZM55 131H49L45 134H42L41 137H39V143L43 144L45 142H47L50 138H52V136L55 135Z\"/></svg>",
  "mask_w": 264,
  "mask_h": 264
}]
</instances>
